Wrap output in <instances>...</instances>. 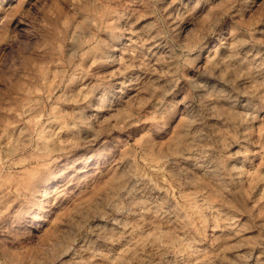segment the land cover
Masks as SVG:
<instances>
[{"label":"rangeland","instance_id":"1","mask_svg":"<svg viewBox=\"0 0 264 264\" xmlns=\"http://www.w3.org/2000/svg\"><path fill=\"white\" fill-rule=\"evenodd\" d=\"M0 264H264V0H0Z\"/></svg>","mask_w":264,"mask_h":264}]
</instances>
